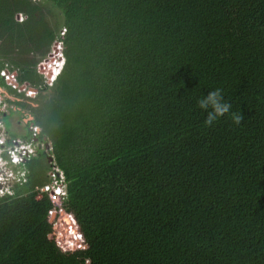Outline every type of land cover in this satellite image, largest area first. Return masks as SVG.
Returning a JSON list of instances; mask_svg holds the SVG:
<instances>
[{"label":"trees","instance_id":"16d2710c","mask_svg":"<svg viewBox=\"0 0 264 264\" xmlns=\"http://www.w3.org/2000/svg\"><path fill=\"white\" fill-rule=\"evenodd\" d=\"M43 1L0 0V84L39 91L43 143L0 195V264H264V0Z\"/></svg>","mask_w":264,"mask_h":264},{"label":"rangeland","instance_id":"374dc122","mask_svg":"<svg viewBox=\"0 0 264 264\" xmlns=\"http://www.w3.org/2000/svg\"><path fill=\"white\" fill-rule=\"evenodd\" d=\"M37 1H43V0H37ZM43 2H45V0ZM48 6L53 10L54 14L59 13L57 8L52 7L50 4H48ZM15 17L17 21L23 22L27 18V15L20 12V13H17ZM57 48H60V46L58 44H54L51 48V51L46 56V58L42 60V62L38 66V72L43 76V83L44 84L47 83L48 86H52L53 83L56 82L59 75L63 71L65 63H66V57L64 55L63 57L64 65H63V68L59 70L58 75H56L53 79L50 75H48L50 71L47 69H50V70L54 69V71L58 70L56 66H52L57 63L58 59L54 58L52 60L54 56L50 58V53L55 51ZM60 61H63V59ZM44 64L46 65V67L44 66ZM1 75L5 77L6 83L4 85L0 84V143L5 142V145L6 146L8 145L7 141H8V136L10 135L9 131L15 132L17 133V135H19L17 137L18 139L16 138L17 141H21L25 143L24 142L25 139L22 138V135L25 134L29 128L32 129L35 133L40 131V128L35 127L33 124L29 126V123L34 118V115L32 114L28 106V104L37 106L38 101L36 100L39 99V96H38L39 91L30 90L28 84L20 83V81L16 80L17 79L15 78L16 73L12 72L9 68H5L3 71H1ZM19 93H24V94L20 95ZM16 102H23L24 104L19 105ZM3 113H5L6 115L4 114L5 116H3ZM6 123L7 124L9 123V128L7 127ZM36 140L38 142H36L35 145L41 146L42 141L38 139ZM48 143L51 144L49 141H46L45 145ZM35 153L36 151L32 152L29 158L34 156ZM14 166L15 165L7 164L2 170H0L1 171L0 180L3 181V185L0 186V188H3V190L0 191V194H3L4 191L11 192L15 183H21L26 180L27 172L25 170H22L16 173V171H14L13 169ZM60 170L61 169L58 166H55L54 169L48 172V175H50V181L52 179V176L53 178H55L57 176V173L60 172ZM63 175L64 174L62 173V176H61L62 179L64 178ZM58 197L59 196H57L56 198Z\"/></svg>","mask_w":264,"mask_h":264},{"label":"built area","instance_id":"2783aa9c","mask_svg":"<svg viewBox=\"0 0 264 264\" xmlns=\"http://www.w3.org/2000/svg\"><path fill=\"white\" fill-rule=\"evenodd\" d=\"M52 56H54L52 58V60L54 58H57L58 60L59 59L62 60L64 57L61 48H57L55 51L51 52L50 58ZM44 66L46 67L45 64H44ZM47 70H49V69H47ZM48 75H50L52 77V79L55 77V75H53L52 72H49ZM48 81H49V79H48ZM24 142L25 143H23L21 141H17L16 138H13L12 142L9 143L7 146L5 145V142H1L0 143V163H2V162L5 163V166L9 163H10V165L16 166V165H20L21 163H24L28 159H30L31 158V157L29 158L30 154L32 152L36 151V145L33 144V142H31V141H24ZM46 146L49 150L51 149V144H48V145L46 144ZM7 155H8V157H6ZM18 171H22V170L20 169ZM60 172H62V171L60 170ZM60 172L57 173V176L55 178H53V176H52L51 181L48 182L47 184L43 185V187L41 188L43 191L49 192L50 196L54 197V198H56L57 196L64 198V196L67 195V189H66V186H64V184H65L64 178L62 179V177H61L63 172L62 173H60ZM0 173H1V171H0ZM0 179H1V175H0ZM2 185H3V181L0 180V186H2ZM2 190H3V188H0V191H2Z\"/></svg>","mask_w":264,"mask_h":264},{"label":"clouds","instance_id":"9594fccd","mask_svg":"<svg viewBox=\"0 0 264 264\" xmlns=\"http://www.w3.org/2000/svg\"><path fill=\"white\" fill-rule=\"evenodd\" d=\"M60 60L61 59L57 61L58 63L59 62L61 63L60 69H58L57 71H54V69L52 70L49 69V71L52 72L53 75L55 76L58 75L59 70H61V68H63V65H64V58H63V61H60ZM52 66L58 67L57 64H54ZM198 104L201 109L207 111V119L205 123L208 125L213 124V122H215L219 117H223L225 114H227L230 111V108H231V105L229 103L224 102L223 95L220 89L210 91L204 98L198 101ZM233 119L235 123L239 124L241 123L243 117L239 115H234ZM8 165H10V163ZM4 166H5V163L3 162L0 163V170L3 169ZM7 192L9 193L10 191H4L3 194ZM3 194H0V195H3Z\"/></svg>","mask_w":264,"mask_h":264},{"label":"flooded vegetation","instance_id":"af4514ba","mask_svg":"<svg viewBox=\"0 0 264 264\" xmlns=\"http://www.w3.org/2000/svg\"><path fill=\"white\" fill-rule=\"evenodd\" d=\"M48 144H49V143H48ZM48 144H47V145H48Z\"/></svg>","mask_w":264,"mask_h":264}]
</instances>
